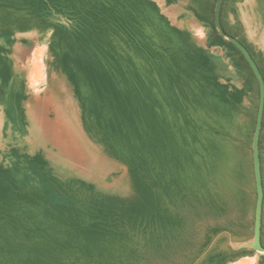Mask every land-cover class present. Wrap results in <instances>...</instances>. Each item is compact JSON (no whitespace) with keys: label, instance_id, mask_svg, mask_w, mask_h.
<instances>
[{"label":"rangeland","instance_id":"obj_1","mask_svg":"<svg viewBox=\"0 0 264 264\" xmlns=\"http://www.w3.org/2000/svg\"><path fill=\"white\" fill-rule=\"evenodd\" d=\"M216 2L0 0V264H251L260 88ZM221 21L264 76V0Z\"/></svg>","mask_w":264,"mask_h":264},{"label":"water","instance_id":"obj_2","mask_svg":"<svg viewBox=\"0 0 264 264\" xmlns=\"http://www.w3.org/2000/svg\"><path fill=\"white\" fill-rule=\"evenodd\" d=\"M224 0H217L215 5V25L219 30V33L234 43L240 51L245 56L249 65L251 66L255 76L259 82L260 88V100L256 118L255 130L253 133L252 149H253V164H254V174L256 180L257 189V201H256V211H255V227H254V237L253 240L245 244L246 246H251L256 250L264 251V246L261 243V225H262V210H263V200H264V188H263V178L261 171V160H260V134L263 125L264 117V76L257 65L255 59L251 55L248 48L236 37L229 34L222 25L221 21V11Z\"/></svg>","mask_w":264,"mask_h":264},{"label":"crops","instance_id":"obj_3","mask_svg":"<svg viewBox=\"0 0 264 264\" xmlns=\"http://www.w3.org/2000/svg\"><path fill=\"white\" fill-rule=\"evenodd\" d=\"M260 137H261V135H260ZM260 160H261V171H262L263 188H264V154H263L262 150H260ZM253 173H254V164H253ZM254 179H255V174H254ZM255 185H256V180H255ZM256 201H257V194H256ZM255 211H256V202H255ZM261 243L264 246V200H263V210H262ZM249 252L250 253H246L245 255L238 257V260H239V258L248 259L247 261H249L251 264H259L260 262H262L264 260V251H260V250L254 251V250L249 249ZM230 260H232V262L234 261V259H232V258Z\"/></svg>","mask_w":264,"mask_h":264}]
</instances>
